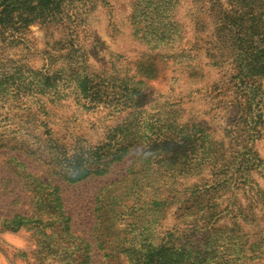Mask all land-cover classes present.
I'll list each match as a JSON object with an SVG mask.
<instances>
[{"label": "rangeland", "instance_id": "obj_1", "mask_svg": "<svg viewBox=\"0 0 264 264\" xmlns=\"http://www.w3.org/2000/svg\"><path fill=\"white\" fill-rule=\"evenodd\" d=\"M168 1L62 0L54 18L0 35V222L22 214L46 233L0 224V264H71L84 242L86 264H104V242L140 264H237L264 243L262 87L239 99L233 67L210 58L207 6L230 16L235 3L177 0L158 18L152 4ZM118 148L105 174L53 173L107 164ZM14 157L30 176L12 172ZM206 182L217 190L199 207ZM252 199L254 215L240 214Z\"/></svg>", "mask_w": 264, "mask_h": 264}, {"label": "trees", "instance_id": "obj_2", "mask_svg": "<svg viewBox=\"0 0 264 264\" xmlns=\"http://www.w3.org/2000/svg\"><path fill=\"white\" fill-rule=\"evenodd\" d=\"M169 1L172 3L170 4ZM169 1L166 4L158 6L152 4L154 7L153 10H155V13H157V17H162V15L160 14L162 10L165 11L166 8V11L172 10V7H174V5L177 3V0ZM192 1L197 2L199 0ZM232 1L235 3V10L230 16H222L219 12H212V2L207 6V15L210 16L212 14V16H214L215 18L212 22L214 26L212 32L214 40L212 42L214 43L213 45L216 53L214 55H210V58H212L211 61L214 63L227 62L233 67L234 72L229 76V82L232 86L236 87L237 92H235L237 93L236 95L237 97H239V99L242 98V96L246 97V95H249L247 91L250 93L251 87H253L254 89L257 87H262L261 92L264 94V84H261L259 82H264V0ZM61 3L62 0H0V35L5 32H13L18 27L36 20H49L54 18V16L60 11ZM244 99L246 103L249 102L248 96ZM260 101L262 103V106L259 107L258 113L253 116V120L254 118H256V124L264 123V96ZM239 108L240 106L236 104V113L239 112ZM244 119H246V116H244ZM232 121H234V119ZM124 152L125 150L123 148L116 149L113 152L114 159H111L107 164L106 162L102 164H90V166H79L74 170H65L64 168V170H61L59 168L58 171L55 170V167L59 166V164L53 165L51 167L53 169V173L55 172L59 174L61 173V171L64 172V174H62V177L64 180H67L68 183H75L85 179L88 175L95 176L105 174L110 162L115 159H121ZM175 153V156H177V159L179 160L180 156H185L184 154L179 155L176 151ZM188 158L190 159L191 157ZM216 159V162H211V167L213 168V170L219 169L221 167V164H219V158ZM10 160H12L14 163H17L16 165L21 166L20 169L15 170L14 167L8 165L16 171L12 172L16 174L18 173V177L21 176V178H25L26 176H30V171L23 161H20L14 157L9 158L7 163H10ZM33 182H37L35 178L32 179V183ZM204 185L206 186L202 187L203 189L200 194V196L203 194L202 197H194L195 199L193 198L192 200L193 203H197L200 201L199 207H201L204 203L207 204L209 202L210 197L208 198V194L210 192L217 190L216 182H211L210 184L206 182V184ZM36 187L40 188L41 186H39L38 184L36 185ZM55 189L47 192L46 197L48 198L47 200L44 199V205L47 204V206L51 208L57 207V205L59 206V197L55 194ZM98 202L99 201L96 202V208ZM210 204L211 203L207 205V208L211 207L209 206ZM248 204L250 206H247ZM248 204L242 207L239 213L242 214L244 211H246V213H249L250 216H253L254 212L251 211V208L252 204H255L254 200H250ZM192 205L195 208H199L195 204ZM206 212H210V210L206 209ZM57 217H61V219H69L67 216H63L62 213L58 212ZM30 220V217H26L25 215L14 214L10 218L2 219L0 224L12 231L18 230L21 227L28 229L30 227H35L34 235L36 236V240L41 238V235H46V233H44L42 229L43 227L40 228L39 224L29 223ZM61 226L62 230L66 231L68 228L67 221L63 222ZM246 242L247 240L245 241V243ZM259 242L255 243L256 247L250 246L251 253L249 254V256L246 259L239 258L237 264H264V249L262 248V245L264 243H262L263 241ZM84 243L85 246L76 248V251L81 253H77L74 258L70 259L71 264H86L87 261L84 259V255L86 254V249L88 246L86 242ZM104 247L107 251L105 254L106 260L104 264H121L124 260L127 264H140L139 262L135 261L131 247L129 245L123 244L120 245L119 248H117L116 246L112 247L108 243L104 242ZM43 248L44 246H41V250H39V252H41ZM118 249H122V253L126 254L124 259H119ZM150 257L151 256L145 257V262L147 259H150ZM213 258H215V260H213L212 258L208 259V261L203 260V262H206L204 264H236V260L234 262L231 261L233 259L218 258L217 255L213 256Z\"/></svg>", "mask_w": 264, "mask_h": 264}]
</instances>
